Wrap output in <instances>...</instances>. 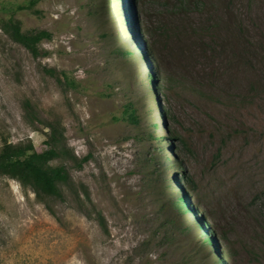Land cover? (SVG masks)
Segmentation results:
<instances>
[{
    "label": "rangeland",
    "instance_id": "374dc122",
    "mask_svg": "<svg viewBox=\"0 0 264 264\" xmlns=\"http://www.w3.org/2000/svg\"><path fill=\"white\" fill-rule=\"evenodd\" d=\"M173 2H134L131 34L117 0H0V18L51 34L33 57L0 28V146L47 149L40 119H58L70 154L88 159L51 163L86 184L106 225L69 186L59 200L0 175V264H219L168 202L177 194L224 264H264V0Z\"/></svg>",
    "mask_w": 264,
    "mask_h": 264
},
{
    "label": "trees",
    "instance_id": "16d2710c",
    "mask_svg": "<svg viewBox=\"0 0 264 264\" xmlns=\"http://www.w3.org/2000/svg\"><path fill=\"white\" fill-rule=\"evenodd\" d=\"M134 2L138 4V0H117L116 5V7L121 10L120 13L122 14V18L127 22L128 30L131 34L134 33L135 30L134 27L136 25L137 16ZM172 4H180L182 6L191 5L192 2H190V0H174ZM0 28L13 41L19 43L27 49L33 57H38L41 54L39 48L41 41L49 39L51 36L50 32L46 29L22 30L20 21L12 16L7 18L1 17ZM117 48L119 53L126 55L127 52L122 47ZM145 68L148 69V65H146ZM44 69L48 75L54 77L58 82L68 83L74 81L68 77L64 70H55L54 68ZM146 81L147 83H151L154 86V89H159L158 86L156 87L154 85L155 74L153 75V72L146 75ZM125 114L126 116L124 117L126 119L137 121L138 116H136L134 112L125 110ZM40 123L47 129L45 134L47 135L46 141L49 147L47 149L37 151L30 139L16 143L5 140L0 146V175H6L10 178L18 180L22 185L30 187L38 196L54 197L59 200H62L65 197L63 187L69 186L76 209L87 218L95 220L98 225L106 231L105 219L101 211L98 210L92 202L86 184L79 182L76 185H71L72 180L64 165H53L51 163L58 157H66L67 159L74 161L78 167H81V164L87 161L88 156H84L78 161L73 154H70L68 148L66 147L63 127L58 119L54 118L53 120H43L41 118ZM168 165L170 166V164ZM179 171L181 172V177L186 179L183 170ZM156 172L158 173V178L161 179L162 171L160 169L155 171L150 167L147 168V173L149 175H153ZM164 180L168 186L161 185L163 188L161 191L169 190V184L172 183L169 179ZM178 192L179 191L177 189L176 193ZM162 194L159 198L161 211L165 214L168 222L171 224L173 223L175 226V222L171 216L172 210L169 205L163 201L164 195ZM168 202L175 210L181 212L182 215L189 218L191 223L188 225V229L190 230L192 226L195 227L197 234L195 236L196 241L201 243L202 247H204V245L205 247L209 246L211 248L210 254L215 258V261L219 264H224L218 249L214 244L210 228L206 224L207 221L194 213L187 201V197L183 194H177L174 199H168ZM193 234H195V232H193ZM190 239L191 242L194 243L192 236ZM208 263L212 264L211 259L208 260Z\"/></svg>",
    "mask_w": 264,
    "mask_h": 264
}]
</instances>
